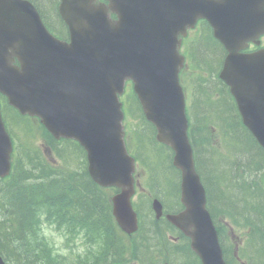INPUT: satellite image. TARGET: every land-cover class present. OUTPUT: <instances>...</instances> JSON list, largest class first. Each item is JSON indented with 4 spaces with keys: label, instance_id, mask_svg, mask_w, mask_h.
I'll return each mask as SVG.
<instances>
[{
    "label": "trees",
    "instance_id": "trees-1",
    "mask_svg": "<svg viewBox=\"0 0 264 264\" xmlns=\"http://www.w3.org/2000/svg\"><path fill=\"white\" fill-rule=\"evenodd\" d=\"M48 7H52V2L48 0ZM202 58L200 59L201 62L208 66H214L217 62L219 56V50L217 48V45L213 42H207L206 44H203L202 46ZM199 129L197 130V137H196V153L198 156V161L200 168L202 170L203 176L211 179L214 173H221L220 176H216V183L213 184L209 182L211 189L213 190V203L215 206H221L224 204H230L235 206V203L239 204V207H236L240 211H242L243 216L246 218H250L254 221H256L257 218H255L252 214H249L246 210L248 209L249 202L247 201L251 196L255 197L253 189H249L248 187L246 189L249 190L250 193L243 192L239 196H237L236 201L233 202V199H230L229 201H226L225 197L222 195V192L229 188V184L231 186V183L227 180H224L223 178H227L228 172L231 169L230 165L223 164L221 165L222 160H220L217 163H214L213 158L207 154V148H206V142L207 137L205 135L206 130H203V126L201 125L203 120H210V119H219L222 122L229 121L230 119V111L228 108L224 105L219 106H213L209 102L208 99L204 100V103L199 102ZM220 121V122H221ZM221 122V123H222ZM228 130L231 132L237 133L236 127L234 124L229 126ZM205 131V132H204ZM235 135L237 138V141L242 143L244 146H246V149L242 150H235V154L237 157H240L241 161H243V166L239 168V170L244 172H251L252 169L258 165H260L263 162V156L261 154V150L256 148L255 144H253L247 137L240 136V134ZM237 173V171L235 172ZM241 177V176H240ZM219 180V181H218ZM246 180L244 178H240L238 182L231 186L230 189L239 187V185H245ZM53 190V191H52ZM231 191V190H230ZM28 191L24 192V194H18V196L22 197L20 202H15V206L12 208L13 213L10 216L9 220H7L6 224H2L0 226V232L3 233V237H0V247L7 246V248L13 250L15 252L14 261L11 263L13 264H41L37 259L34 258L33 255H31L30 252H26L23 256L24 250L28 247V242H26V239H18L11 233L9 234V231L13 229L11 224V219L15 218L18 220L21 218L19 216V213L17 211V208L24 207L27 208L28 206L32 205L34 200L37 198L38 193L41 192V190L37 187H33L30 189V194L27 195ZM46 195L49 197H55L58 193L64 194L65 196H69L71 200H73V203L68 204V206H76V211L83 212L85 214L93 215L95 218L103 220L105 217L104 213V205L103 200L96 194L93 186L90 183H85L84 180L81 178H78L76 180H73L69 183L61 182L60 184H57L55 186H51L50 189L45 190ZM9 194V193H8ZM104 201H106V198L103 197ZM14 203V202H13ZM19 204V205H18ZM22 214V213H21ZM20 217V218H19ZM257 217V216H256ZM28 220V216L25 218V221ZM3 222V221H2ZM21 231H24L23 228Z\"/></svg>",
    "mask_w": 264,
    "mask_h": 264
},
{
    "label": "rangeland",
    "instance_id": "rangeland-1",
    "mask_svg": "<svg viewBox=\"0 0 264 264\" xmlns=\"http://www.w3.org/2000/svg\"><path fill=\"white\" fill-rule=\"evenodd\" d=\"M191 102H192V95H191V91L190 90H188V91H186V104H187V108L189 109V107H190V105H191ZM21 132H23V130H21V129H18L17 130V134H20ZM132 143H133V146L135 147L136 146V144H137V142H136V140L135 139H133V141H132ZM42 149V148H41ZM165 151V150H164ZM166 152V151H165ZM176 175H174L173 174V176H172V178H171V185H173V186H175L176 185ZM36 179H38V178H36ZM35 179V180H36ZM61 182H59L58 184H60ZM39 189L40 190H43L44 188H43V186H41V187H39ZM53 191V190H52ZM5 210V209H4ZM4 212V211H3ZM46 233V236L49 238V239H51L54 243H55V245L56 246H58V247H60L61 246V244H62V240H61V237L58 235V234H56V233H54V232H50V231H46L45 232Z\"/></svg>",
    "mask_w": 264,
    "mask_h": 264
},
{
    "label": "water",
    "instance_id": "water-1",
    "mask_svg": "<svg viewBox=\"0 0 264 264\" xmlns=\"http://www.w3.org/2000/svg\"><path fill=\"white\" fill-rule=\"evenodd\" d=\"M139 7H140V5H138L137 8H139ZM146 16L149 17V18H151V19L154 18V17H153L154 14H153L152 12H150V11L146 13ZM132 24H135V21H133ZM176 146H177L178 149H180L179 152H180L181 154H184V159H182V161L180 160L181 163L184 164V163L186 162V158H187V156H186V154H185V152H184V150H183V147H182L181 145L176 144ZM187 173H188V172H187ZM187 177H188V175H187Z\"/></svg>",
    "mask_w": 264,
    "mask_h": 264
}]
</instances>
